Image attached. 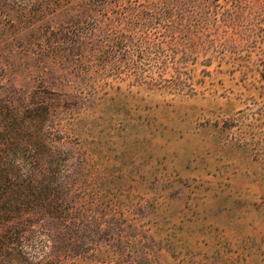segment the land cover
Segmentation results:
<instances>
[{
	"label": "rangeland",
	"instance_id": "1",
	"mask_svg": "<svg viewBox=\"0 0 264 264\" xmlns=\"http://www.w3.org/2000/svg\"><path fill=\"white\" fill-rule=\"evenodd\" d=\"M6 138L72 205L12 264H264V0H0Z\"/></svg>",
	"mask_w": 264,
	"mask_h": 264
},
{
	"label": "trees",
	"instance_id": "2",
	"mask_svg": "<svg viewBox=\"0 0 264 264\" xmlns=\"http://www.w3.org/2000/svg\"><path fill=\"white\" fill-rule=\"evenodd\" d=\"M24 107L29 108L30 106L26 104ZM19 111L15 109L10 117L16 120ZM35 119L30 115L23 122L26 121L28 125L34 126ZM8 142L7 138L1 141L0 150ZM14 161L18 160L14 159ZM33 167L19 175L9 170H5L4 174L0 171V264L6 262L12 264L15 259L13 252L18 248L16 241L22 238L24 231L32 228L34 218L38 217L42 220L46 218L48 224L55 227L53 225H56L58 217H61L63 211L68 214V218L70 217L72 205L69 201H71V197L60 196L55 187L56 183L43 182L40 178L41 169ZM62 200L66 201L63 209ZM71 251V247L64 248L63 245H59L56 246V251L52 253V256L57 264H65V261L72 258Z\"/></svg>",
	"mask_w": 264,
	"mask_h": 264
}]
</instances>
